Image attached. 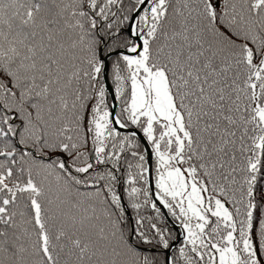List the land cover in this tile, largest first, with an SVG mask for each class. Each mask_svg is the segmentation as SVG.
Wrapping results in <instances>:
<instances>
[{
  "label": "snow or ice",
  "instance_id": "6c2138e0",
  "mask_svg": "<svg viewBox=\"0 0 264 264\" xmlns=\"http://www.w3.org/2000/svg\"><path fill=\"white\" fill-rule=\"evenodd\" d=\"M0 264H264V0H0Z\"/></svg>",
  "mask_w": 264,
  "mask_h": 264
}]
</instances>
